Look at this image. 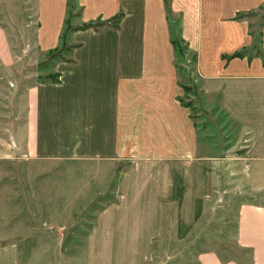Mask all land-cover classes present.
Masks as SVG:
<instances>
[{"label":"crops","instance_id":"obj_1","mask_svg":"<svg viewBox=\"0 0 264 264\" xmlns=\"http://www.w3.org/2000/svg\"><path fill=\"white\" fill-rule=\"evenodd\" d=\"M44 1L35 0L34 22L24 29L47 53L61 44L69 8L68 0H59L63 12L47 33ZM261 3L77 0L81 26L124 16L117 26L84 24L73 31V52L55 64L59 77L52 81L25 71L28 60L14 48L8 17L0 13V182L9 175L8 161L62 163L64 176L74 181L69 163L123 159L117 194L96 214L86 238L85 264H149L170 223L175 237L185 239L211 206L227 168L205 153L207 144L178 99L171 14L179 15L177 34L196 53L202 91L218 98L248 139L238 159L247 194L237 205L235 236L247 261L209 250L196 264H264V25L262 55H237L254 42L249 14ZM4 217L0 209V264H39L38 243L30 261L20 259V229ZM25 230L30 240L40 228Z\"/></svg>","mask_w":264,"mask_h":264},{"label":"rangeland","instance_id":"obj_2","mask_svg":"<svg viewBox=\"0 0 264 264\" xmlns=\"http://www.w3.org/2000/svg\"><path fill=\"white\" fill-rule=\"evenodd\" d=\"M35 6V0H0L1 18L5 20L8 17L9 33L17 44L14 48L22 49V55L28 60L25 71L36 73L35 79L39 81L58 80L55 64L72 54L75 45L70 37L73 31L83 29L84 24H91L89 26L93 28L105 24L117 26L124 16L119 13L114 19L98 18L81 26L77 15H81L82 10L77 0H68L69 11L61 44L45 53L37 49L33 33L24 29L27 23L34 22L31 12L34 13ZM42 7V19L48 33L63 12V2L45 0ZM3 9L8 11L6 15ZM25 9L30 13L29 17ZM171 17L177 42V83L181 88L178 99L189 108L193 122L201 132L202 142L207 144L205 153L221 160L222 167L227 169H222L221 188L214 193L211 206L199 224L181 240L175 237L170 223L169 231L157 244L154 259L149 264H196L199 255L209 250L217 251L224 259L247 261L245 252L235 243V236L237 205L247 194L243 173H237L241 165L238 159L244 154L248 139L243 128L221 109L218 98L202 91L196 72V53L191 52L177 34L180 16L171 14ZM249 17L254 42L244 52H239V56L246 53L250 57L262 55L264 0ZM34 25L31 26L34 28ZM32 58H38V63L32 64ZM119 161L113 165L96 161L69 163L68 167L77 173L83 172L71 176L74 181L69 175L64 176L62 170L65 165L62 163L27 161L16 164L8 161L9 175H4L0 182V209L1 215L5 216V224L20 229L17 232V237L22 239L20 259L30 261L32 248L38 243L39 264H85L86 238L95 216L116 196L121 172L127 166V161ZM70 189L72 194L68 196ZM26 227H39L37 237L23 238Z\"/></svg>","mask_w":264,"mask_h":264},{"label":"trees","instance_id":"obj_3","mask_svg":"<svg viewBox=\"0 0 264 264\" xmlns=\"http://www.w3.org/2000/svg\"><path fill=\"white\" fill-rule=\"evenodd\" d=\"M89 26V25H88ZM173 44L175 46V48L177 47V42L175 41V39L173 40Z\"/></svg>","mask_w":264,"mask_h":264}]
</instances>
